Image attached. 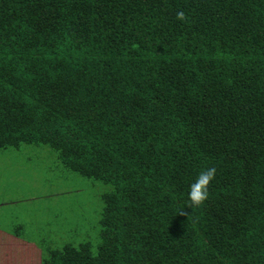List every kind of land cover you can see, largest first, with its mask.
<instances>
[{
  "label": "trees",
  "instance_id": "obj_1",
  "mask_svg": "<svg viewBox=\"0 0 264 264\" xmlns=\"http://www.w3.org/2000/svg\"><path fill=\"white\" fill-rule=\"evenodd\" d=\"M24 147L109 188L96 253L41 264H264V0H0V151Z\"/></svg>",
  "mask_w": 264,
  "mask_h": 264
},
{
  "label": "rangeland",
  "instance_id": "obj_2",
  "mask_svg": "<svg viewBox=\"0 0 264 264\" xmlns=\"http://www.w3.org/2000/svg\"><path fill=\"white\" fill-rule=\"evenodd\" d=\"M23 149L21 154L0 151V164L6 163V168L0 170V205L1 202L7 204L0 206V228L9 231L21 224L22 236L46 247L61 249L65 244L78 247L85 243L95 254L101 232L103 203L100 196L109 188L68 172L49 149L45 148L43 155L48 161L35 158L40 150L34 147ZM13 163H21L23 171L15 169ZM22 172L30 176L17 179L8 176ZM13 185H17L16 188ZM26 198L35 200L27 202ZM46 209L51 211L49 221L56 226L58 223V228L40 223Z\"/></svg>",
  "mask_w": 264,
  "mask_h": 264
},
{
  "label": "crops",
  "instance_id": "obj_3",
  "mask_svg": "<svg viewBox=\"0 0 264 264\" xmlns=\"http://www.w3.org/2000/svg\"><path fill=\"white\" fill-rule=\"evenodd\" d=\"M41 160L48 161L49 158H40ZM15 169H20L23 171V165L21 163H13ZM3 166V167H2ZM6 168V163L0 164V170ZM24 175L30 176L29 173L24 174L16 173L9 174L8 176L14 178H21ZM20 181V180H18ZM17 185H13L16 188ZM30 188V187H29ZM30 190V189H29ZM35 200L26 198L27 202ZM5 202H1V207L6 206ZM45 226L51 227V223ZM59 224L55 227L58 228ZM12 230L5 231L0 228V264H41V248L37 245V240H32L22 237H16L12 234Z\"/></svg>",
  "mask_w": 264,
  "mask_h": 264
},
{
  "label": "clouds",
  "instance_id": "obj_4",
  "mask_svg": "<svg viewBox=\"0 0 264 264\" xmlns=\"http://www.w3.org/2000/svg\"><path fill=\"white\" fill-rule=\"evenodd\" d=\"M178 21L187 22L188 17L181 10L176 14ZM216 169L214 167L203 169L197 175L196 180L190 185L188 192L189 207L201 208L209 198V186L215 179ZM181 216L185 215L184 211L180 212Z\"/></svg>",
  "mask_w": 264,
  "mask_h": 264
}]
</instances>
